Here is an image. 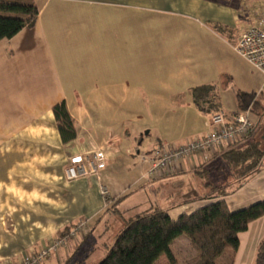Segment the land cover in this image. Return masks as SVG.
Instances as JSON below:
<instances>
[{
	"label": "crops",
	"instance_id": "crops-1",
	"mask_svg": "<svg viewBox=\"0 0 264 264\" xmlns=\"http://www.w3.org/2000/svg\"><path fill=\"white\" fill-rule=\"evenodd\" d=\"M32 1L39 10L34 27L0 42V263L19 264L68 234L80 217L92 221L74 247L87 234H103L111 219L125 226L130 215L155 208L177 220L215 201L232 212L264 202L261 172L233 195L199 194L208 186L203 174L225 164L221 156L234 146L208 164L184 161L162 178H150L143 160L158 147L210 132L212 114L194 103L197 87L213 86L230 119L240 113L237 97L230 112L219 94L246 79L244 64L251 66L231 45L247 27L240 0ZM61 103L76 132L70 142L54 115ZM257 122V136L240 145L264 142V117ZM96 151L107 161L102 183L113 200L109 211L95 178L69 183L65 177L71 158ZM183 238L173 246L190 248ZM263 239L264 217L239 235L225 264H254ZM68 246L43 264H67L75 251Z\"/></svg>",
	"mask_w": 264,
	"mask_h": 264
},
{
	"label": "trees",
	"instance_id": "trees-1",
	"mask_svg": "<svg viewBox=\"0 0 264 264\" xmlns=\"http://www.w3.org/2000/svg\"><path fill=\"white\" fill-rule=\"evenodd\" d=\"M0 13L4 14L0 15V42L12 39L25 28H33L39 16L32 0H0ZM214 92L213 86L193 89L194 103L201 112L214 114L221 110ZM257 98L253 93L238 95L240 113L248 109L252 113L254 107H260ZM54 115L64 142L73 141L76 132L65 103L54 107ZM221 157L229 168H245L246 171L235 177L239 186L264 166V151L259 142L231 147ZM224 189L221 198L226 195V187L220 190ZM263 217L264 202L232 212L225 201H215L177 220L161 209H151L125 223L99 264H157L162 257L177 264L172 246L181 237L190 241L194 252L191 264H219L221 258L228 257L229 248L233 252L238 250L239 235ZM254 264H264V239L258 246Z\"/></svg>",
	"mask_w": 264,
	"mask_h": 264
},
{
	"label": "built area",
	"instance_id": "built-area-1",
	"mask_svg": "<svg viewBox=\"0 0 264 264\" xmlns=\"http://www.w3.org/2000/svg\"><path fill=\"white\" fill-rule=\"evenodd\" d=\"M244 16H248L249 24L241 32L232 45L235 52L249 63L264 77V0H240ZM263 93V92H261ZM251 109L233 116L231 119L223 110L211 115L210 132L201 138H194L180 146H161L151 155L143 157L148 162L150 178H162L171 174L174 167L184 161L198 157L205 163L212 155L219 153L225 147L237 146L245 143L255 132L251 119ZM240 145V144H239ZM107 161L101 151L82 156H75L69 160L65 168L66 181L73 183L82 179L95 178L99 183L100 196L104 201V210L112 206V198L107 186L102 183V173L106 169ZM87 224L79 223L68 234L57 238L51 245L25 256L19 264H43L61 249L76 241L82 234H86ZM0 264H14L2 262Z\"/></svg>",
	"mask_w": 264,
	"mask_h": 264
},
{
	"label": "rangeland",
	"instance_id": "rangeland-1",
	"mask_svg": "<svg viewBox=\"0 0 264 264\" xmlns=\"http://www.w3.org/2000/svg\"><path fill=\"white\" fill-rule=\"evenodd\" d=\"M0 15H4L1 14ZM248 16H241V20L240 23L241 24H246L248 26L249 19L247 18ZM221 37V36H220ZM223 37V36H222ZM221 37V38H222ZM225 39V41L228 42H233L231 41V39H229L227 36L223 37ZM234 43H232L231 45H233ZM245 65V78L246 79H242L239 80L238 82L235 81L232 85H230V87L228 88V90H225L224 92H220V96L222 98V102H223V106L225 108V110H228L230 112H233L236 107H237V102H236V97H238V95L243 94L244 92H257V93H262V95H258L257 98V102H259V106L260 107H254L253 111H252V116L255 117L256 121L252 120L255 126V133L256 136L258 134V130H259V123L257 122V119H260L262 117H264V77L261 76V74H259V72H257L256 70H254L251 66H249L248 64H244ZM248 80H250V85L249 89H247V85H248ZM218 91H219V87H218ZM219 101V99H218ZM261 117V118H260ZM258 128V129H257ZM257 130V131H256ZM261 135H264L262 133H260ZM261 147L262 150L264 151V142L261 143ZM201 163L203 164H208L209 162H204L203 160H200ZM222 162V161H221ZM223 164V162H222ZM220 165L219 167L217 166V163L212 165L213 169H209L208 172H205L203 174V178L201 181L206 184H208L207 187L201 188L199 189V194L202 197H211L213 195H217L218 197L221 198L222 196V192H225L224 190H220L222 189L224 186H227L229 183V186L226 187L227 191L226 194L227 195H233L237 192V190L239 188H241L242 186H244L246 183L253 181V178L258 175V173H264V166L261 167L260 171L258 173L253 174L252 176H250L242 185L241 187L239 186V182L236 181V178H238L237 176H239L238 174L240 173V175L246 171L245 168H239V169H235L232 167H228L226 162L223 165ZM210 165V164H209ZM208 165V166H209ZM234 173H233V172ZM231 173L233 174V178L234 180L230 179ZM236 177V178H235ZM214 187L218 188V189H213ZM219 187H221L219 189ZM220 190V191H219ZM213 192V193H212ZM133 199V198H131ZM103 200V198H102ZM258 202L261 201H257L253 204H256ZM133 204V202L129 203V205ZM253 204H251L250 206H252ZM102 206H104V201ZM244 209V208H243ZM105 211V210H103ZM107 211V210H106ZM101 215L103 213H100ZM133 216L132 218H134V215H130ZM92 220L85 218V217H80V219L76 220L75 226H77L79 223H85L87 224V227L90 228L89 224L91 223ZM110 226L108 227V229L102 234V232H100V234H98L97 236H93L92 238H90L89 234H87V238H86V243H84L83 245L78 244L77 247L75 246V242L73 240H71L69 242V246H68V250L73 249L75 250L73 253V256L70 258V260L68 261L67 264H99L106 256V248L104 247V245L107 246H112L115 242V238L116 236L120 233V230L123 228L124 224L122 222L121 219H118L117 223L113 222V219H111L110 221ZM125 223V222H124ZM183 239H186L188 241V239L185 237ZM74 242V243H73ZM182 245L185 246V244L183 242H179L178 244H176L174 247L173 252H175L174 257L176 260H178L177 264H191V258L194 255V252L191 248V246L189 245L190 248H186V246L184 248H182ZM178 246V247H176ZM87 247V248H86ZM76 248V249H75ZM86 248V249H85ZM176 248V250H175ZM181 248L183 249L181 251ZM231 250V248L228 249V251ZM61 251V250H60ZM227 251V253H228ZM87 257V258H85ZM57 258H55L54 260H56ZM226 256H224L223 258H221L219 260V264H225L226 263ZM55 264H59L58 262H54ZM157 264H171L170 260L167 257H162V259L157 263Z\"/></svg>",
	"mask_w": 264,
	"mask_h": 264
}]
</instances>
